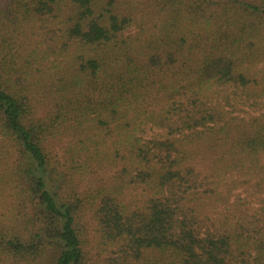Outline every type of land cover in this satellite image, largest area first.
<instances>
[{"label": "trees", "instance_id": "1", "mask_svg": "<svg viewBox=\"0 0 264 264\" xmlns=\"http://www.w3.org/2000/svg\"><path fill=\"white\" fill-rule=\"evenodd\" d=\"M261 154L264 0H0V264H264Z\"/></svg>", "mask_w": 264, "mask_h": 264}, {"label": "rangeland", "instance_id": "2", "mask_svg": "<svg viewBox=\"0 0 264 264\" xmlns=\"http://www.w3.org/2000/svg\"><path fill=\"white\" fill-rule=\"evenodd\" d=\"M249 113L253 112L248 110L247 113H242L240 115L242 117L248 118ZM259 160V171H255V175H251L250 173L247 182L233 190L231 193L230 202H233L235 198H239L240 200H242V202L240 201V204L237 207L239 212L246 211L249 214L255 213L260 206L262 198L264 197V154L260 155ZM204 209L212 214L219 208L217 204L211 203L208 206H204ZM217 217H219V214L217 215Z\"/></svg>", "mask_w": 264, "mask_h": 264}]
</instances>
